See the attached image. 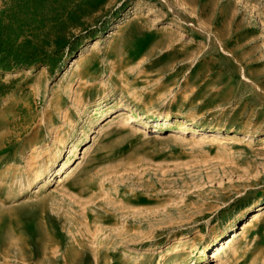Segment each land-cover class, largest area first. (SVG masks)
Here are the masks:
<instances>
[{
	"label": "rangeland",
	"instance_id": "1",
	"mask_svg": "<svg viewBox=\"0 0 264 264\" xmlns=\"http://www.w3.org/2000/svg\"><path fill=\"white\" fill-rule=\"evenodd\" d=\"M35 6L0 0V264H264V0Z\"/></svg>",
	"mask_w": 264,
	"mask_h": 264
},
{
	"label": "bare ground",
	"instance_id": "2",
	"mask_svg": "<svg viewBox=\"0 0 264 264\" xmlns=\"http://www.w3.org/2000/svg\"><path fill=\"white\" fill-rule=\"evenodd\" d=\"M75 64L76 65L79 64L78 59H76ZM93 104H97V102H93ZM118 107L119 106L116 105L115 107H111L110 109L114 110L116 108L118 109ZM110 114L111 113L108 112V110H107L106 112L101 113L100 116H102L101 118L103 119V118L111 116ZM117 117H118L117 118L118 120L122 119L123 122L125 123V125L128 123L129 124L134 123L143 129H147V128L149 129V128L154 127L153 130H157V128H156L157 120L161 118V114L155 116L156 119L153 120L154 125H151L148 120L143 119L140 115H138L134 111L118 110ZM122 125H124V124H122ZM181 133L192 135V134L196 133V131L193 128H182ZM219 135H220V130H212L207 134V136H213V137H216ZM85 136L87 137V133H85ZM65 145H66V141L61 140L60 145H58L57 151L54 152L52 154V156H50L51 157L49 159L50 164L48 165V161H46V163L44 165L46 167H44L43 169H38V170L33 171L32 177L29 180V186H31L33 184L34 185L39 184L38 190H42L44 188H47L51 184V181L54 179H55L56 184H60L64 181V179L66 178V176L68 175V173L72 169L71 166H72L73 161H71V157L75 154V152L77 150V143H74L73 146L68 150L70 153L68 154V156H66L65 161L61 163V160L63 157H60V155L62 152V148ZM78 162H79V160H78ZM243 228H242V230H243ZM220 234L222 236V232ZM235 236H236V234H234V237ZM216 239L219 240L220 236L217 235ZM210 244H213V239L210 242ZM222 251H223V245H221V246L216 245V246H214L213 253L210 256H216L217 254L221 253Z\"/></svg>",
	"mask_w": 264,
	"mask_h": 264
},
{
	"label": "trees",
	"instance_id": "3",
	"mask_svg": "<svg viewBox=\"0 0 264 264\" xmlns=\"http://www.w3.org/2000/svg\"><path fill=\"white\" fill-rule=\"evenodd\" d=\"M25 4H28V7L29 9H32V10H36L37 7L35 6L36 5V0H23ZM0 23H2L1 19H0ZM7 27H9L10 25V22L6 23L5 24ZM1 43V42H0ZM0 49H4V50H7V48L5 47H2L1 48V45H0ZM15 64L18 63V59H17V56L15 58ZM14 63L13 64H10V58L9 57H5L3 59H0V68H3V69H9L11 66L15 65Z\"/></svg>",
	"mask_w": 264,
	"mask_h": 264
}]
</instances>
